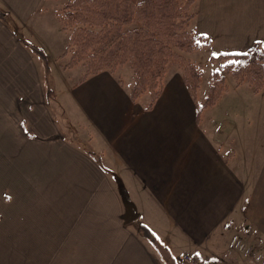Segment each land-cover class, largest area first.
I'll list each match as a JSON object with an SVG mask.
<instances>
[{
    "label": "crops",
    "instance_id": "1",
    "mask_svg": "<svg viewBox=\"0 0 264 264\" xmlns=\"http://www.w3.org/2000/svg\"><path fill=\"white\" fill-rule=\"evenodd\" d=\"M43 2L0 0L12 17L0 16V264H182L184 252L239 264L226 249L238 233L251 248L235 250L241 263H258L264 244L243 223L254 215L264 238V155L202 126L178 71L150 108L109 70L75 82L51 73L48 97L27 39ZM194 6L206 59L264 43V0ZM43 47L58 64L62 50ZM60 110L77 123L72 135L60 132Z\"/></svg>",
    "mask_w": 264,
    "mask_h": 264
},
{
    "label": "trees",
    "instance_id": "2",
    "mask_svg": "<svg viewBox=\"0 0 264 264\" xmlns=\"http://www.w3.org/2000/svg\"><path fill=\"white\" fill-rule=\"evenodd\" d=\"M196 1L66 0L56 12L62 28H71L67 47L71 57L66 66L85 60V77L128 63L133 78L130 98L135 101L147 92L150 100L145 108H150L162 91L166 66L174 63L183 67L182 79L194 99L201 66L183 62L180 51L191 52L204 45L191 24V9ZM28 47L43 58L39 47ZM240 53L219 54L227 59L224 73L231 74L237 85L246 81L254 92L264 90V43L255 42ZM224 83V75L214 72L206 100L201 105L195 102L196 118L204 108L216 103Z\"/></svg>",
    "mask_w": 264,
    "mask_h": 264
},
{
    "label": "rangeland",
    "instance_id": "3",
    "mask_svg": "<svg viewBox=\"0 0 264 264\" xmlns=\"http://www.w3.org/2000/svg\"><path fill=\"white\" fill-rule=\"evenodd\" d=\"M65 1L66 0H44L42 6L47 8V10H42L43 14L33 19V25L36 27V32L33 36L31 34L27 36V39L41 50V55L43 58L39 57L37 60L40 62V64H42L43 61L42 65L44 71L48 72H42L43 84L48 90L51 89L52 91L48 93V97L51 96V93L54 94L53 90L55 80L51 73H54L55 76L58 77L59 81L64 82L65 80L66 82H75L76 80H79L81 76L84 77L85 71L87 69L85 60L80 61L72 67L66 66L71 57L70 50L67 48L71 28H62L60 19L56 15V12L58 13L60 11V8L63 7ZM194 7L195 6H193L191 9L192 11H194ZM3 10L5 12L3 13V16H1L2 19H6L5 15L8 14L10 20H12L10 14L6 13L5 9H2V11ZM193 18L191 20V24L195 28V24H193ZM49 42L53 44L52 52L55 50L59 53L60 50H62L63 54L58 58V64L51 63V61L48 59L49 56L47 55L48 57H45V51L41 48L45 45V43L49 44ZM202 42L204 43L203 46L191 52L180 51L181 56L184 57L183 62H187L188 60L201 66V78L199 87L195 93V98L193 99L194 102L199 105L204 103L210 92L212 76L214 72L223 74L225 77V83L224 90L220 94L219 99L216 101V103L204 108L200 112L198 119L200 120L201 125L205 127L208 126V122L212 121V125H214L215 129H219L221 131V135H219V137L225 140L228 146L238 149H244L247 147L248 155H256L257 159V155H264V93H259L264 92V90L254 92L251 88V85L246 81L237 85L231 74L224 73L223 63L227 59H222L219 56L220 53L218 54L217 59H212L211 57L206 59L207 53L202 50V48L207 45L209 41ZM109 71H112L114 76L121 80L125 86H132V69L129 67L128 63L119 65L115 69ZM176 71L182 74L184 69L183 67L174 63L168 64L166 66V71L162 81L164 82L167 80ZM64 93L65 92L60 93L58 98L61 99ZM137 100L139 103H144L147 101L149 102L150 95L146 92L142 94ZM66 116L68 115H66L61 110L56 113V120L63 136L72 135L70 130L74 129L73 125L77 124L72 120H69V118H66L67 120H65ZM75 129H77L78 135L82 137L85 132L83 128ZM243 140L245 141L244 145H242ZM249 206L250 204L247 206L246 214H249ZM252 216L253 219L256 218L252 214L248 215V217L244 220L246 223H243V226H245L246 230H250L256 235L257 242L264 244V238L259 239L257 237L259 236L257 229L254 228L253 225H250L251 223L249 217ZM236 231L242 232V229H237ZM234 232L235 231H233V233ZM238 235L240 236L241 234L238 233ZM229 246H226V249L229 251V253L235 256L234 259L236 262L242 264L241 262L243 261L245 255L236 253V249L232 248L231 246L229 248ZM246 247V250L239 252L247 254L251 248H248L247 243ZM258 254L252 256L253 260H259V262L256 264L264 263V253H261L262 256ZM247 259H249V257H247Z\"/></svg>",
    "mask_w": 264,
    "mask_h": 264
},
{
    "label": "built area",
    "instance_id": "4",
    "mask_svg": "<svg viewBox=\"0 0 264 264\" xmlns=\"http://www.w3.org/2000/svg\"><path fill=\"white\" fill-rule=\"evenodd\" d=\"M230 246L238 251L246 250V243L239 235H233L229 242ZM179 260L182 264H218L215 259L202 258L197 252H184L180 254Z\"/></svg>",
    "mask_w": 264,
    "mask_h": 264
},
{
    "label": "snow or ice",
    "instance_id": "5",
    "mask_svg": "<svg viewBox=\"0 0 264 264\" xmlns=\"http://www.w3.org/2000/svg\"><path fill=\"white\" fill-rule=\"evenodd\" d=\"M234 55H241V53H233ZM243 55H247V53H242ZM213 55H217L216 53H213ZM197 255L199 256L200 254L197 253Z\"/></svg>",
    "mask_w": 264,
    "mask_h": 264
},
{
    "label": "water",
    "instance_id": "6",
    "mask_svg": "<svg viewBox=\"0 0 264 264\" xmlns=\"http://www.w3.org/2000/svg\"><path fill=\"white\" fill-rule=\"evenodd\" d=\"M130 216H132V215H130ZM134 216H135V214H133V216L131 218H133Z\"/></svg>",
    "mask_w": 264,
    "mask_h": 264
}]
</instances>
